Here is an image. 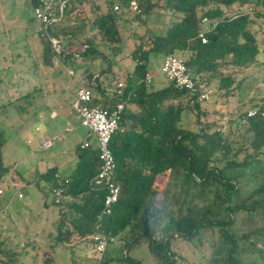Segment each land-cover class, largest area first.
Masks as SVG:
<instances>
[{
    "label": "trees",
    "instance_id": "1",
    "mask_svg": "<svg viewBox=\"0 0 264 264\" xmlns=\"http://www.w3.org/2000/svg\"><path fill=\"white\" fill-rule=\"evenodd\" d=\"M101 1L103 8L95 0L79 6L67 0L39 39L46 65L54 58L72 66L88 57L108 60L100 45L118 53L124 23L145 27L129 54L133 68L122 71L111 96L85 69L90 106L123 104L110 142L120 193L111 213L99 218L105 190L92 183L99 161L91 146L77 150L78 162L67 177L56 167L34 171L30 183L43 207L57 212L54 246L87 252L85 245L95 249L91 238L99 233L107 247L98 264H142L130 254L142 245L156 264L183 263L176 242L192 245L198 254L208 245L209 264H264V95L249 97L252 78L238 77L262 57L257 25L264 23V0H135L138 11L130 9L131 0H120L118 10L111 0ZM31 3L34 8L38 0ZM204 19L215 27L202 43ZM51 38L59 42V53ZM153 54L182 58L196 89L176 88L165 78L154 81ZM212 84V94L201 100V87L207 92ZM7 106L24 110L21 98L0 104V110ZM6 142L0 128V183L12 169L3 160ZM109 247L117 257L106 254ZM20 255L0 238V264H24ZM45 255L43 264L52 262L51 251Z\"/></svg>",
    "mask_w": 264,
    "mask_h": 264
},
{
    "label": "crops",
    "instance_id": "2",
    "mask_svg": "<svg viewBox=\"0 0 264 264\" xmlns=\"http://www.w3.org/2000/svg\"><path fill=\"white\" fill-rule=\"evenodd\" d=\"M69 1V5L79 6L82 0ZM11 7L12 13L8 17L4 16L11 11ZM0 15V104L20 98L24 103L22 113H18L13 106L0 110L1 113H12L18 119L12 120L13 123L0 124L7 138L3 160L6 157L9 166H12L0 185L6 183L14 189L22 188L31 184L34 171H43L48 167H56L60 177H67L78 162L80 144L87 140L91 147L96 148V139L81 127L71 107L77 90L89 85L85 70L87 66L79 65L76 69L54 58L51 65L45 64V51L39 39L40 23L33 17L31 0H0ZM92 73L93 81L98 78L100 86L111 96L116 87L108 80L101 81L100 74ZM80 128L83 131L78 133ZM6 130L9 131L8 135ZM20 139L26 141L22 153L25 156L21 160V150L17 148ZM43 141H48V148L42 149ZM59 145L68 148L69 153L70 148L74 147V157L63 168L55 155L49 154L59 149Z\"/></svg>",
    "mask_w": 264,
    "mask_h": 264
},
{
    "label": "rangeland",
    "instance_id": "3",
    "mask_svg": "<svg viewBox=\"0 0 264 264\" xmlns=\"http://www.w3.org/2000/svg\"><path fill=\"white\" fill-rule=\"evenodd\" d=\"M101 4L103 8V2L101 0H95ZM86 4H84V8ZM13 7L9 13H5L4 16L8 17L12 13ZM0 15V27L1 23ZM36 23V21L34 22ZM7 23H5L6 25ZM7 26V25H6ZM152 24H149V28ZM260 31L259 38L264 40V23L257 25ZM145 31V27L138 26L135 22L124 23L121 28V48L120 51L116 54H113L112 50L109 47L104 48L103 45L99 46V49L108 57V60H105L103 57L93 59L88 57L86 59L77 60L74 62L73 67L79 65L87 66L91 72H95L101 75L100 80L106 81L116 87L117 82H121V74L123 69H128L131 71L133 68V61L129 57L130 52L134 47L135 36L142 34ZM135 32V33H134ZM262 57L260 62L254 67L244 71L238 77L249 75V83L253 88L251 89L249 97L259 98L264 95V43H262ZM164 58L160 54H153L149 63V73L150 77L154 81H162L164 77L161 75V67L163 64ZM263 61V62H262ZM72 68V67H70ZM233 71L225 70V73ZM248 84V82H247ZM214 84L208 87V97L212 94ZM210 91V93H209ZM62 100V97H61ZM60 100V101H61ZM65 104L64 101H62ZM67 107V106H66ZM72 107V106H71ZM12 111V110H11ZM12 120H18L16 116H12V113L9 112H0V124L5 122H11ZM13 123V121L11 122ZM1 126V125H0ZM1 128V127H0ZM83 128V127H82ZM87 131L85 128H83ZM80 128L79 132L83 131ZM6 134H9V131L6 130ZM93 137V136H92ZM95 139V137H93ZM19 139V137H18ZM24 140V138H23ZM20 143L17 146L18 150H21L19 160H21L23 151H25V144L20 139ZM60 148H56L51 151L50 155H55V158L60 161L62 168L64 164L68 165L73 156V148H70V153L68 148L63 145H59ZM66 150V151H62ZM19 153V152H18ZM62 154V155H61ZM48 156V153H45ZM6 156V155H5ZM4 162L6 166H9L8 159L5 157ZM3 195L0 197L2 204L5 209L0 211V238L5 240L8 248H12L21 253L20 261L24 264H43V261L47 258L45 255L46 252L52 253V262L48 264H98L100 255L95 252L93 245H85V251H78L73 249V252H70L68 249H65L61 245L54 246V236L56 234L55 228L57 225V212L54 207H49L45 209L42 204L40 193L37 189L31 185L26 184L24 187L19 189H14L11 186H8L6 183L0 185ZM19 194L21 195L19 197ZM261 245V243H259ZM176 247L183 252L184 262H179L178 264H209V246L206 245L199 248L200 252L198 254V249H191L187 247V244L176 242ZM194 247H197L196 242L193 243ZM26 246L25 249L28 252L22 253V247ZM73 254V258L71 255ZM107 255L110 257H117L118 254L114 252L112 247H109ZM131 256L142 260V264H156L155 260L152 258L147 245H142L131 251ZM76 260L72 262L71 259ZM191 262V263H190ZM109 264H119L116 261H112Z\"/></svg>",
    "mask_w": 264,
    "mask_h": 264
},
{
    "label": "built area",
    "instance_id": "4",
    "mask_svg": "<svg viewBox=\"0 0 264 264\" xmlns=\"http://www.w3.org/2000/svg\"><path fill=\"white\" fill-rule=\"evenodd\" d=\"M113 3V9H119L120 0H111ZM64 0H38L37 6L33 8V17L40 23V36L47 35L48 25L58 18L55 16L57 7L63 6ZM129 7L132 11H138V5L135 0H131ZM203 32L200 34L202 43L206 42L204 33L211 31L215 27V23H210L203 20ZM51 44L56 53L60 52L59 42L51 38ZM160 73L163 77L171 82L176 88L186 91H194L196 89V83L192 77L187 73L184 60L176 56H168L163 60ZM150 78L148 77V80ZM118 90H121L123 85L119 83L117 85ZM202 94L201 100H205L208 97L206 90L201 87ZM92 100V92L88 87L80 88L76 92L75 100L72 103V109L77 115L81 127L85 128L96 139V149L99 161V170L97 175L93 178L92 183L96 187H101L105 190V196L103 199V208L99 218L107 216L111 213L112 206L117 202L120 188L114 181V174L116 170V163L112 151L110 149V142L112 136L119 130L121 123V115L123 110V104L117 103L112 108H100L97 106H90ZM254 113L250 112L249 116ZM91 145L89 141H83L79 149L84 150ZM42 149L49 147L48 141L42 142ZM53 193L59 196V191L54 190ZM2 190L0 189V196ZM21 195L19 194V197ZM98 227V226H97ZM92 241L95 246V252L102 255L107 247V239L99 233L92 236Z\"/></svg>",
    "mask_w": 264,
    "mask_h": 264
}]
</instances>
